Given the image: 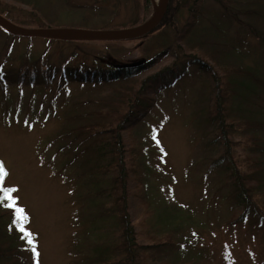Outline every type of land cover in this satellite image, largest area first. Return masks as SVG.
Returning a JSON list of instances; mask_svg holds the SVG:
<instances>
[{
	"label": "rangeland",
	"instance_id": "1",
	"mask_svg": "<svg viewBox=\"0 0 264 264\" xmlns=\"http://www.w3.org/2000/svg\"><path fill=\"white\" fill-rule=\"evenodd\" d=\"M155 1L0 0V15L25 29L121 30L147 20ZM221 1L225 7L216 0H202L199 23L186 39L185 54L176 48L175 39L187 22L192 0H170L165 26L142 41L15 38L0 28V163L6 172L0 179V192H5L0 207L7 210L3 204L11 197L20 209V214L6 218L11 228L27 233L20 232L18 240L23 264H32L34 248L35 264H79V259L94 264L95 247L119 240L120 229L110 215L96 222L101 198L88 170L96 166L99 150L83 152L75 128L93 122V113L108 105L113 92L130 89L156 102L134 129L142 146L148 200L127 198L136 247L129 256L117 257L121 261L115 264H140L135 255L141 249L148 264H264V217L256 212L244 215V208L231 200L229 176L223 172L230 163L225 158L227 166H219L218 150L208 142L212 122L203 121L207 120L203 111L213 101L212 81L199 68L203 58L215 68L256 70L261 84L247 94L245 117L251 128L238 133L235 142H243L238 152L264 159V151L243 150L244 139L252 134L264 149V45L253 35L264 36V0ZM166 49L170 54L131 80L106 85L69 81L56 98H44L51 93L41 88V70L46 67L54 81H67L85 68L89 72L106 68L114 58L146 61ZM29 64H38L32 71H39V87L27 84L30 71L24 84L18 81ZM161 70L168 74L166 80H157ZM154 75L156 80L151 81ZM154 81L159 85L152 90ZM255 122L260 126L252 128ZM260 203L264 205V198ZM153 236L163 243L153 247L157 243L150 240ZM121 252L115 251L112 258Z\"/></svg>",
	"mask_w": 264,
	"mask_h": 264
},
{
	"label": "trees",
	"instance_id": "2",
	"mask_svg": "<svg viewBox=\"0 0 264 264\" xmlns=\"http://www.w3.org/2000/svg\"><path fill=\"white\" fill-rule=\"evenodd\" d=\"M216 1L219 5L225 7L221 0ZM202 3V0H192L187 22L176 34V48L180 53L184 52L185 54L184 45L186 39L196 30L197 23H199L198 18L201 15ZM169 13L170 3H168L167 12L161 24L158 25L156 29L165 26L164 21ZM1 29L6 34L12 35L3 28ZM253 35L264 45V36L260 37L255 34ZM12 36L15 38L20 37ZM146 36L147 35L136 40L142 41ZM130 41L134 40L99 42L109 44ZM169 52L170 51L166 49L163 53L146 61H142L143 58L141 57L127 61H119L114 58L113 60L115 63L112 64L113 62H109L106 68L103 66L92 68L94 72H89L88 68H85L83 73H72L70 80L67 81H58V79L54 81L51 71L48 72V68L46 67L41 70L44 76L43 80H41L43 84L41 88H45L46 92L50 90L51 93L44 98L47 100L50 99V96L56 98L58 89L63 88L69 81L80 83L88 82L90 84L105 83L106 85L118 81L131 80L141 71L147 70L151 65L159 61L162 56L170 54ZM139 61H142V63L138 64L137 62ZM201 61L202 64L199 65V68L204 78H208L212 81L210 95H213L212 103L203 111V114L206 113L207 119L205 120L203 117V121L212 122V130L207 134L210 135L211 138L208 139V142L215 147V150H218L220 159L219 166L223 168L227 166L225 165V158L228 159L227 164L230 163V168H224L223 172L226 177L229 176L226 182L231 186V200L244 208V215L248 216L250 213H257L261 217H264V205L260 203V199L264 198V193L262 192L264 188V159H262L260 154L255 155L248 151L247 153H243L242 149L238 152L237 150L240 149L243 142H235L238 133L247 128H251V124L245 122V117L248 115L246 110H249L247 94L255 90V84L259 86L261 81L257 76L256 70L247 66L219 67L216 65L215 68L214 64H206L203 58ZM37 65L29 64L28 68L18 76V81L24 84L25 80L23 78H25L26 73L30 71L31 78L27 84L39 87L37 83V81H39V71H32V68ZM164 70H161L157 74V80L167 79L168 74H164ZM178 75L179 73L174 70V78H177ZM155 77L156 75L152 76L151 81L152 79L156 80ZM157 83V81L151 83L152 90H154L153 86L159 85ZM138 93L140 92L138 91ZM131 94L132 96H130ZM136 96L134 89H130L129 91L123 90L122 94L120 90L113 92L109 96L111 100L108 105L104 109L93 113V122L81 125L79 128L76 126L75 128V130L79 129V137H81L83 141L82 144L84 145L83 152L93 147L99 150L96 152L99 157L96 166L88 170L90 172V178L91 175L92 177L94 176L92 181L96 182L94 191L97 193V196L101 198L97 204L95 203L99 205L98 208L100 209L96 222H99L102 217L105 218L107 215H110L109 217L116 221L120 229V234L117 237L119 240L117 239L114 242L106 241V244L102 245V249L97 247L96 250V247L94 248L92 253L93 258L95 257L96 259V263L94 264H115L117 261H121V259L117 257L129 256L133 248L136 247L134 236L137 232L133 231V226L127 212V198L131 195V197H145V199L148 200L145 190L142 146L139 139L134 135V129L148 115L149 110L156 102L153 98L140 95ZM256 126H260L258 122H255L252 128ZM64 133L66 134V132ZM217 138L221 139L218 140ZM259 140L260 139L253 136V134L248 135L247 139H244L243 150L252 147L256 150L264 151ZM130 182L132 185L129 188ZM4 193L0 192V195ZM13 200L14 199L10 197L5 201V204L12 203L13 205L15 203ZM146 200L144 201L146 202ZM147 204L149 205V202H147ZM12 213L20 214L21 212L20 209L15 206L7 210L0 207V264H23L18 254L21 248L18 240L21 235L20 232H23V234L27 233L21 227L17 230L10 227V223L6 217ZM150 240L152 243L157 242L151 244L153 247H157L163 243L159 241L160 237L158 236L150 237ZM28 241L27 244H29ZM167 241L168 239H164V243H167ZM117 250H122V252L112 258V255ZM31 257L33 258L32 264H35V260L37 261L38 258L36 249L35 253L33 249L31 250ZM135 257L140 264H148L147 253L144 249L138 251ZM78 263L82 264L83 260L79 259Z\"/></svg>",
	"mask_w": 264,
	"mask_h": 264
},
{
	"label": "water",
	"instance_id": "3",
	"mask_svg": "<svg viewBox=\"0 0 264 264\" xmlns=\"http://www.w3.org/2000/svg\"><path fill=\"white\" fill-rule=\"evenodd\" d=\"M168 6V0H159L152 15L143 23L128 29L108 31H91L82 29H25L16 26L0 15V27L14 36L37 37L58 41H118L143 37L152 32L162 21ZM142 63V61L137 62ZM136 64V63H135Z\"/></svg>",
	"mask_w": 264,
	"mask_h": 264
},
{
	"label": "snow or ice",
	"instance_id": "4",
	"mask_svg": "<svg viewBox=\"0 0 264 264\" xmlns=\"http://www.w3.org/2000/svg\"><path fill=\"white\" fill-rule=\"evenodd\" d=\"M5 174H6L5 167L2 163H0V179H2ZM9 191H14V190H9ZM5 198H8V197L6 196ZM4 206L7 208L13 207L12 203L5 204ZM28 243L31 244L32 243L31 240H29ZM33 252L35 253V249H33Z\"/></svg>",
	"mask_w": 264,
	"mask_h": 264
},
{
	"label": "bare ground",
	"instance_id": "5",
	"mask_svg": "<svg viewBox=\"0 0 264 264\" xmlns=\"http://www.w3.org/2000/svg\"><path fill=\"white\" fill-rule=\"evenodd\" d=\"M158 2H159V0L155 1V4H154L155 7L157 6Z\"/></svg>",
	"mask_w": 264,
	"mask_h": 264
}]
</instances>
